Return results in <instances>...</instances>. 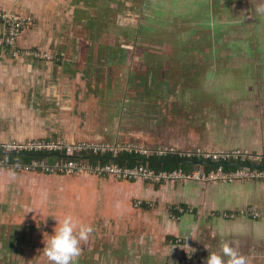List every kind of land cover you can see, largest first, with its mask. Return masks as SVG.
Masks as SVG:
<instances>
[{
	"label": "crops",
	"instance_id": "1",
	"mask_svg": "<svg viewBox=\"0 0 264 264\" xmlns=\"http://www.w3.org/2000/svg\"><path fill=\"white\" fill-rule=\"evenodd\" d=\"M258 9L264 0H0L31 18L19 46L53 56L0 47V143L264 153ZM21 171L0 169V264H51L44 241L69 215L92 227L74 264H202L224 243L264 264V180L8 182ZM177 206L187 210L173 217ZM250 207L259 216L225 215Z\"/></svg>",
	"mask_w": 264,
	"mask_h": 264
},
{
	"label": "built area",
	"instance_id": "2",
	"mask_svg": "<svg viewBox=\"0 0 264 264\" xmlns=\"http://www.w3.org/2000/svg\"><path fill=\"white\" fill-rule=\"evenodd\" d=\"M0 21L5 26L4 32L0 35V47L6 48L14 55L28 53L38 58L51 59L53 56L41 52L38 49H27L19 46V38L23 30L31 21L30 17H25L13 11L0 10ZM0 150L4 153H19L23 151H62L67 154L80 155L83 151L93 152H113L114 154L126 150L135 151L143 154L156 152L159 155L166 154L169 151L179 152L180 154L192 156L197 155L212 161H234L237 167L226 170L220 164L216 169L205 171L197 167L191 171H185L182 168L168 170H155L146 165L140 164L135 166H121L117 163L92 164L86 160L68 158L57 159L49 162L48 159H33L28 163L16 164L15 167L22 171H39L49 174H99L111 176L118 179H144L153 182H162L173 180L184 182L187 180L202 181H224L258 179L264 180V153H254L249 150L232 149V150H213L197 148L193 151H178L174 148H158L154 150L147 149L141 145L124 144H96V143H68L62 139H36L25 142L0 143ZM13 167L12 164L4 157L0 156V169ZM142 204L141 200L136 201V205ZM174 210L184 213L187 209L177 206ZM239 212V213H238ZM249 214L253 217L259 216V213L253 208L243 209L241 211L226 212V216L234 217L237 214ZM173 217H176L172 213Z\"/></svg>",
	"mask_w": 264,
	"mask_h": 264
},
{
	"label": "trees",
	"instance_id": "3",
	"mask_svg": "<svg viewBox=\"0 0 264 264\" xmlns=\"http://www.w3.org/2000/svg\"><path fill=\"white\" fill-rule=\"evenodd\" d=\"M0 156L9 161L13 166L12 168L15 169H17V167H15L16 164H24L33 159L43 158L48 159L49 162H54L57 159L75 158L86 160L92 164H96L98 162L117 163L121 166H135L143 164L157 171H171L178 168H182L185 171H191L197 167H200L205 171H210L216 169L220 164L223 165L224 169L230 170L238 166L234 161H212L211 159H205L201 156H187L174 151H169L166 154L159 155L156 152L143 154L135 151L130 152L122 150L114 154L113 152L101 153L87 150L83 151L80 155H72L62 151H23L19 153H4L0 150ZM172 213L175 214L176 217L181 214L180 212L174 210V208Z\"/></svg>",
	"mask_w": 264,
	"mask_h": 264
},
{
	"label": "clouds",
	"instance_id": "4",
	"mask_svg": "<svg viewBox=\"0 0 264 264\" xmlns=\"http://www.w3.org/2000/svg\"><path fill=\"white\" fill-rule=\"evenodd\" d=\"M91 232V225L79 223L70 215L65 216L62 221H57L52 234L44 241V254L51 264H74L80 254V241L87 239ZM202 264H247V257L224 243L221 254L209 253Z\"/></svg>",
	"mask_w": 264,
	"mask_h": 264
},
{
	"label": "rangeland",
	"instance_id": "5",
	"mask_svg": "<svg viewBox=\"0 0 264 264\" xmlns=\"http://www.w3.org/2000/svg\"><path fill=\"white\" fill-rule=\"evenodd\" d=\"M182 18H190L189 16H183ZM195 20H197L198 22L201 20V17H195ZM192 25H195V21L193 22ZM198 35V34H197ZM204 36H206V32L202 31L199 32V35L197 38L203 39L205 38ZM205 40V39H204ZM207 52V50L205 51ZM210 56L215 54V49L212 48L208 50L207 52ZM205 56V55H204ZM56 174H47V173H42V172H17L14 174L13 177H9L8 182L10 183H14V184H18V185H31V184H37V185H44V184H50L53 183L55 180V176ZM64 175V174H63ZM64 179H68V178H64Z\"/></svg>",
	"mask_w": 264,
	"mask_h": 264
},
{
	"label": "water",
	"instance_id": "6",
	"mask_svg": "<svg viewBox=\"0 0 264 264\" xmlns=\"http://www.w3.org/2000/svg\"><path fill=\"white\" fill-rule=\"evenodd\" d=\"M264 165V164H263Z\"/></svg>",
	"mask_w": 264,
	"mask_h": 264
}]
</instances>
